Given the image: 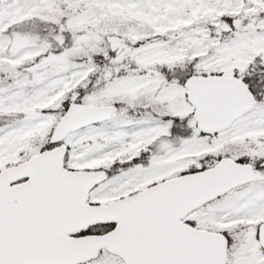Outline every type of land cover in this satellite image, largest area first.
<instances>
[{
    "label": "snow or ice",
    "instance_id": "obj_1",
    "mask_svg": "<svg viewBox=\"0 0 264 264\" xmlns=\"http://www.w3.org/2000/svg\"><path fill=\"white\" fill-rule=\"evenodd\" d=\"M0 264H264V0H0Z\"/></svg>",
    "mask_w": 264,
    "mask_h": 264
}]
</instances>
